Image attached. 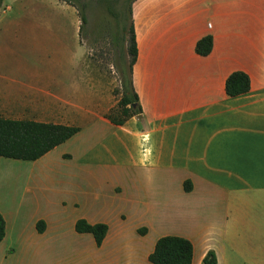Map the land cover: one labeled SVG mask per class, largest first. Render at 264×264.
Instances as JSON below:
<instances>
[{"label":"crops","instance_id":"obj_1","mask_svg":"<svg viewBox=\"0 0 264 264\" xmlns=\"http://www.w3.org/2000/svg\"><path fill=\"white\" fill-rule=\"evenodd\" d=\"M131 7L142 113L115 125L82 103L88 54L72 6L3 0L0 116L80 130L34 161L0 158V264H152L164 235L191 242V264L208 252L216 264H264V0ZM206 36L212 48L198 54ZM234 71L248 75L250 90L229 96ZM130 119L140 130L126 127ZM76 137L77 154L64 151ZM76 190L95 209L82 217L108 227L100 245L58 211Z\"/></svg>","mask_w":264,"mask_h":264},{"label":"trees","instance_id":"obj_2","mask_svg":"<svg viewBox=\"0 0 264 264\" xmlns=\"http://www.w3.org/2000/svg\"><path fill=\"white\" fill-rule=\"evenodd\" d=\"M2 2L3 0H0V8ZM132 2L133 0H124L116 13L121 58L119 65L121 97L118 102L120 116L117 117L111 113L106 115L110 122L115 125H122L128 118L142 113L132 78V68L137 56L132 20ZM84 5L82 11H80L82 24L87 22ZM211 48L212 38L206 36L197 42L195 50L198 54L207 55ZM125 64H127V67H125ZM225 90L229 96H237L248 92L250 90L248 75L242 71L230 73L225 82ZM79 130L80 128L74 125L16 120L0 116V158L34 161L68 140ZM41 223L38 222V226ZM38 229L41 230V228ZM107 229L108 227L105 223L92 224L84 218H79L75 222L76 232L90 233L97 245H100L103 241ZM4 235L5 220L0 213V242ZM192 252V244L188 239L175 235H164L156 240L148 259L152 264H191ZM216 263L215 254L208 252L200 264Z\"/></svg>","mask_w":264,"mask_h":264},{"label":"rangeland","instance_id":"obj_3","mask_svg":"<svg viewBox=\"0 0 264 264\" xmlns=\"http://www.w3.org/2000/svg\"><path fill=\"white\" fill-rule=\"evenodd\" d=\"M72 6L73 14L78 23L81 24V32L86 38L87 45V92L89 95L82 100L84 104L97 105V109H101L119 117L118 102L121 97V81H120V47L118 45L119 27L116 13L119 10L121 3L124 0H65ZM68 3V4H69ZM87 17V22L83 23L80 20V11L83 9ZM127 14V12H126ZM127 67V64H125ZM72 81V79H71ZM96 83L94 86L93 84ZM85 87V86H82ZM119 113V114H118ZM89 121V120H88ZM98 121V120H97ZM139 123L135 119H130L126 123V127L130 130L138 131ZM83 132H89L90 125L83 124ZM120 134L126 133V128L119 129ZM103 138L108 137V133L104 132ZM79 137L73 139L64 146V151L77 154L79 146ZM72 165V163H67ZM75 164V163H74ZM73 164V165H74ZM118 168L126 166L124 163L114 165ZM126 176L122 178L125 180ZM71 181L70 183H73ZM62 198V203L59 204L58 211L63 212L68 218L77 219L85 214H90L95 209L94 205H90L82 200H79V192L70 191ZM55 192L40 191V195L51 194ZM72 195V197H70ZM101 205L96 206V213L101 208Z\"/></svg>","mask_w":264,"mask_h":264}]
</instances>
